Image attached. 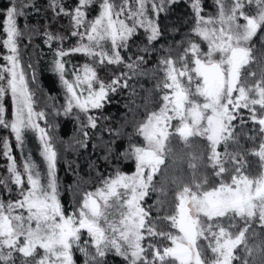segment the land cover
<instances>
[{
    "label": "trees",
    "instance_id": "trees-1",
    "mask_svg": "<svg viewBox=\"0 0 264 264\" xmlns=\"http://www.w3.org/2000/svg\"><path fill=\"white\" fill-rule=\"evenodd\" d=\"M111 2L116 5L117 11L123 4V0ZM129 2L132 8L137 6L135 0ZM241 2L246 5L244 8L246 18L255 16L259 20V17L264 15V0ZM50 3L51 0H0V65L7 63L3 57L9 54L3 43L6 39L4 11L10 6L19 7L23 4L24 7L20 10L26 15L17 17L18 27L22 32L18 38L19 57L30 88L35 92L36 110L47 112V121H40V124L51 125L49 131L58 152L56 169L58 196L64 212L70 214L80 209L85 193L95 192L105 180L113 178L117 172L129 175L135 171L136 146L142 140L141 125L150 111L157 107L158 102H163L161 98L166 91L164 65L160 61L172 59L174 66L182 69L184 66L182 57H185L188 70L191 71L192 54L189 50L194 44L198 53L203 52V59L221 61L224 54L217 46L219 40L204 41L193 33L196 25L193 0H176L175 3L166 4L165 10L158 16L150 12L152 18L159 22L161 35L157 41L150 43L146 38L149 33L138 27L129 41L127 50H120L125 62L130 63L145 55L140 50L147 48L146 62H141L139 73L132 74L124 64L95 65L101 81L110 82L114 77L127 74L129 86L110 94L109 102L102 109L93 112L100 117L98 127L95 130L88 129L90 139H87L84 147L81 142L85 141V137L80 123L84 117L81 115L80 120H77L75 113L69 116L63 114L61 106L65 103V89L53 68L54 51L59 48L65 51L71 49L76 45L78 37L70 35L74 30L71 17L56 15ZM58 3L68 11L77 7L78 0H58ZM100 3L101 0H92L85 9L88 21H92L98 15ZM201 4L202 13L206 18L216 17L218 6L214 0H201ZM239 6L237 0H224L221 4L225 14ZM126 13L127 9L121 18H124ZM128 23L131 26L132 22ZM236 24L237 21L233 20L229 31L227 24L222 25L214 20L208 28L214 30L217 36L226 38L227 34L232 35L239 31ZM46 30L64 37V40L62 42L56 40L49 47L44 38ZM225 45H241L249 51V59L240 68L239 83L245 87L264 85V26L259 27L257 34L249 42L242 41L236 44L231 37ZM209 52L213 55L208 56ZM63 59L69 80L73 78L72 73L80 70L85 63L92 64L90 57L78 53L70 54ZM181 79L184 88H189V91L197 90L198 81L194 75L190 86L186 84L187 77ZM123 82L122 80L121 83ZM3 102L7 109V119L11 120L10 96H5ZM253 111L238 112L236 120L222 132L217 143V159L212 158L211 147L205 136L197 134L182 136L178 133L176 130L178 118H175L168 127L159 148L161 161L146 177L144 189L146 195L141 202L142 207L150 214L145 225V239L142 241V246L148 252L145 258L149 264H177L174 258H166V262L154 260L149 245L157 246L161 253L172 246L173 243L170 241H173L177 230L176 217L182 192L186 190L204 192L214 189L228 183L239 172L249 178L258 174V169L250 165V162H253L250 157L261 140V132L256 126ZM108 129L112 132L110 133ZM5 140L9 142L11 155L15 158L21 173L28 158L24 148L21 150L17 146L11 130L0 125V181H5L0 185V200L4 203L11 197L13 199L19 196L18 188L7 170L9 160L4 155ZM129 148L131 151H128ZM24 186L27 188L26 183ZM231 217L220 223L230 236H239L233 248L231 264H237V260L242 264H264V218L260 219L255 214L248 213ZM88 240V236L84 237L81 246ZM209 242L206 240L197 242L199 255L205 263H210L215 258L210 248L213 245L211 238ZM78 252L74 251V264H85L86 257L82 253L78 255ZM99 259L102 260V264H128L114 251ZM22 261L24 260L21 254L14 252L11 264H22Z\"/></svg>",
    "mask_w": 264,
    "mask_h": 264
},
{
    "label": "snow or ice",
    "instance_id": "snow-or-ice-1",
    "mask_svg": "<svg viewBox=\"0 0 264 264\" xmlns=\"http://www.w3.org/2000/svg\"><path fill=\"white\" fill-rule=\"evenodd\" d=\"M176 0H135L136 7L132 8L129 0H123L120 10L111 0H101L98 15L92 20L86 19L85 9L92 0H78L74 10L65 11L58 0H51L50 7L56 15L71 17L74 30L72 37H78L76 45L65 51L59 48L54 51L53 68L58 74L60 82L65 89V103L61 106L65 116L75 113V119L80 121L86 147L88 129L95 130L98 127L100 117L93 114L95 110L102 109L109 102L110 94H114L121 88H127V74L114 77L110 82L101 81L96 64L119 65L124 64L132 73L137 74L141 69V62L145 61L147 48L140 51L145 55L139 56L136 61L126 63L121 55V49L127 50L130 39L135 35L137 28H144L149 33L146 37L151 42L157 41L161 35L158 20H154L150 12L159 15L165 10L164 5L175 3ZM224 0H214L218 6L217 15L205 17L202 13L201 0H193L192 7L195 11L196 25L193 33L204 41L222 40L208 25L213 21L227 24L231 31L233 20L247 25L246 31L237 32L232 39L236 44L249 42L257 34L259 27L264 26V15L246 18L244 5L237 0L239 7L225 14L221 4ZM259 2V0H258ZM16 5L8 7L4 11V32L6 39L4 47L8 55L3 59L7 62L0 65V125L9 128L14 134L17 146L23 150L25 134L35 132L41 144L40 155L46 164V175L38 170V166L27 158L23 164V173L18 169L15 158L11 155L10 145L4 142V155L9 160L8 172L12 182L19 190L20 199L9 201L7 205L0 200V264H11L13 253L18 252L24 258H35L37 250L43 251V256L35 261V264H74V251L78 250L85 257V264H102L99 258L105 257L109 252L122 256L128 264H149L145 258L148 255L142 246L145 239V225L150 215L142 207V200L146 195L144 173L146 166L152 164L146 153L139 148L135 151L136 171L132 175L117 172L113 178L104 181L101 188L95 192L85 193L81 207L78 211L65 214L58 196V183L56 176L58 152L54 145L53 137L49 129L51 125L40 121H47V112L37 111L35 92L30 88L27 75L19 57L18 38L22 32L18 27V16L26 15ZM127 13L124 18L121 16ZM131 21V26L128 23ZM80 29H83L81 31ZM45 43L51 46L56 41H63L64 37L45 31ZM110 45V47H109ZM220 45H218L219 47ZM189 52L195 57L191 71L188 70L187 59L182 57L183 68L177 71L172 59L161 60L165 66L167 94L162 96L164 102H175V97L184 95V83L181 77H187L188 83H192V77L201 83V92L204 96H211L212 88L216 81L217 71L210 60L202 61L194 44ZM83 54L90 57L92 64L85 63L82 68L72 73V79L67 78L64 57L73 54ZM247 56L244 48L235 49L233 55ZM208 56L213 55L211 52ZM243 62V61H242ZM124 81L121 83V81ZM10 96L12 101V118L7 119V109L4 97ZM54 106V105H53ZM56 114H59L57 110ZM86 121V123H85ZM158 126V121L156 122ZM264 123V121H262ZM111 133L112 130L108 129ZM117 135L119 133H116ZM145 139L151 141V137L145 132ZM131 151V148L128 149ZM150 179V177H149ZM5 181H0V185ZM25 183L27 188H25ZM122 190V191H120ZM115 198L114 202L110 200ZM102 202V204H101ZM119 207L126 209L120 211V219H109V209ZM27 213L25 215L24 213ZM82 230H86L88 241L81 246ZM170 243H174L170 241ZM7 249V251H5ZM94 249V251H92ZM154 260L166 262V258H175L180 264H185L180 255L170 248L161 253L157 246L149 245ZM22 264H28L27 259Z\"/></svg>",
    "mask_w": 264,
    "mask_h": 264
},
{
    "label": "rangeland",
    "instance_id": "rangeland-1",
    "mask_svg": "<svg viewBox=\"0 0 264 264\" xmlns=\"http://www.w3.org/2000/svg\"><path fill=\"white\" fill-rule=\"evenodd\" d=\"M223 39L224 41L226 40L225 38ZM222 40H219L217 46H221L224 42ZM235 49H239L237 45H225V58L221 61H211L217 71L216 81L211 90L212 94L216 97L215 100H213L211 96L206 97L202 94V86L198 81L197 90L189 91V88H187V90L185 87L183 89L184 95L178 94L175 97V102H158L157 107L150 111L140 128L142 140L139 141L136 146V149L139 148L142 153H146L147 158L152 161L151 165L146 166L148 170L144 173L145 180L161 161L159 148L167 133L168 127L173 123L175 118L179 120L176 128L177 131L189 125L190 133L194 132L197 135L205 136L215 152V144L227 117L230 116L235 102L241 99V102L249 101L250 104H254V106H259L261 105L260 102H264V85L256 84L253 87H245L239 83V68L248 60V53L246 57H241L238 53L233 55ZM197 54L202 61L206 60L202 58L203 52L201 54L197 52ZM194 58L195 57L192 55V61ZM192 66L194 65L192 64ZM176 69L177 71L181 70L180 67ZM164 77L166 78L165 66ZM186 84H188V86L191 85L188 82H186ZM166 91L165 95L167 94ZM222 102H228L225 109H222ZM263 115L264 113H262V116ZM262 119L263 117L260 118L261 122ZM157 121L159 122L158 126L156 123ZM145 132L151 137V141L145 139ZM24 151L28 155V158L38 166V170L46 175V164L40 155L41 144L35 132L29 131L25 134ZM213 151L212 153H214ZM135 171L129 175L134 174ZM102 186L103 184L98 188ZM243 186L244 185L241 184L239 180L233 179L230 185L222 184L204 192L186 190L180 194L179 210L176 217L177 230L173 239L174 243L170 249L176 251L180 249L183 244H187L190 248V252L180 255L181 259L185 261V264H231L233 248L239 236H230L228 231L222 228L220 223L225 220V218H232L231 216L247 212V205L239 207L234 202L235 197L239 195V191ZM17 194H19V190ZM18 199H20V196L13 199L11 197V199L7 200L5 203L9 201L15 202ZM114 200L115 198H112L110 203L114 202ZM185 206L188 208L187 215H185ZM255 208H257L255 210L256 216L262 219V204L257 207L255 206ZM121 210L126 209H120L119 207L110 208L108 210L110 213L109 219L118 222ZM24 214L27 215L26 212ZM87 236L86 230H82L81 243L83 238ZM210 238L213 241V245H211L210 248L215 254V258L210 263H205L201 260L199 255L197 242L206 240L210 243ZM79 254L80 252H78V255ZM42 256L43 251L38 249L34 259L27 258L28 264H35V261L39 260ZM23 260H26V258L23 257ZM176 262L180 264L179 260H176ZM236 263L242 264V262L240 263L238 260Z\"/></svg>",
    "mask_w": 264,
    "mask_h": 264
},
{
    "label": "flooded vegetation",
    "instance_id": "flooded-vegetation-1",
    "mask_svg": "<svg viewBox=\"0 0 264 264\" xmlns=\"http://www.w3.org/2000/svg\"><path fill=\"white\" fill-rule=\"evenodd\" d=\"M248 18H250V17H248ZM239 24H240V26H238L239 31L234 32V34H232V35L231 34H227L225 36L226 40L225 41H224V39L222 40L224 42L221 44L220 48H221V50H222V52L224 54V58H225V50H224V46L225 45H224V43L227 40H229L231 37L235 36L237 32L243 33L247 29V25L244 23V21H240ZM237 48L246 49L247 53H248V59H249L250 55H249V51H248L247 48H245V47H243L241 45H237ZM241 66H240V68H241ZM240 68H239V72H240ZM240 100L235 102V104L233 106V109L230 112V116L227 117V119L225 121L224 127L221 130V132L219 134V137H218V140H217V142L215 144V152L213 151V149L211 147V144L209 142L210 147H211V155H212L213 159H217L218 158L217 143L219 142V140L221 138L222 132L224 130H226L227 126L232 121L236 120V114L238 112H240L241 110H252V111L254 110L253 111L255 113L254 116H256L255 117V122L257 123L256 126H258V129L261 132V140H259V142H258V146H257L258 148L253 152V154L250 157V159L253 161V162H250V165L252 164L258 169V174L255 177L249 178L245 174H242V173L239 172L228 183H224V184L230 185L231 181L233 179L234 180L235 179L239 180V182L241 184H243L244 186H243V188L240 189V191H239L240 193H239L238 196L235 197L234 202L239 207H244V206L247 205L248 209H246L247 212H245V213H248V214H255V210L257 209V208H255V206L257 207L258 205L262 204V206H263L262 219H263L264 218V123H262L260 121V118L263 117L262 121H264V115L262 116V113H264V102H260L261 105H259V106H254V104H250L249 101L241 102ZM222 104H221L222 109H225L226 105H228V102H222ZM187 123H189V122H187ZM184 127H189V131H190V126L189 125H186ZM183 128H181V130L178 131V133L181 134L182 136H189L191 134L192 135L195 134L193 132V133H189L188 135H185L183 133ZM212 151L214 153H212ZM189 191H191V190H189ZM179 203H180V201H179ZM178 210H179V204H178ZM185 212H186V206H185ZM177 215H178V213H177ZM185 215H187V214L185 213ZM255 216H256V214H255Z\"/></svg>",
    "mask_w": 264,
    "mask_h": 264
},
{
    "label": "water",
    "instance_id": "water-1",
    "mask_svg": "<svg viewBox=\"0 0 264 264\" xmlns=\"http://www.w3.org/2000/svg\"><path fill=\"white\" fill-rule=\"evenodd\" d=\"M183 133H184L185 135H188V134L190 133V131H189V127H184V128H183ZM187 212H188V208L186 207V212H185V213L187 214ZM176 252H177L179 255H181V254H184V253L190 252V248H189V246H188L187 244H183V245L181 246L180 249L176 250Z\"/></svg>",
    "mask_w": 264,
    "mask_h": 264
}]
</instances>
